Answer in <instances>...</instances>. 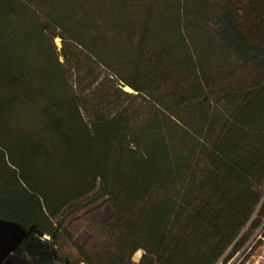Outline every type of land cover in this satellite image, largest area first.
<instances>
[{"label": "trees", "instance_id": "trees-1", "mask_svg": "<svg viewBox=\"0 0 264 264\" xmlns=\"http://www.w3.org/2000/svg\"><path fill=\"white\" fill-rule=\"evenodd\" d=\"M103 200L77 244L67 221ZM0 220L35 264L261 244L264 0H0Z\"/></svg>", "mask_w": 264, "mask_h": 264}, {"label": "rangeland", "instance_id": "rangeland-1", "mask_svg": "<svg viewBox=\"0 0 264 264\" xmlns=\"http://www.w3.org/2000/svg\"><path fill=\"white\" fill-rule=\"evenodd\" d=\"M56 46L58 50L61 48V40L58 38L55 40ZM128 92H132L130 89H125ZM95 213V215L100 220L107 219L112 213V207L107 202V200L100 201L89 208L83 210L82 212L77 213L73 217H71L66 225L73 224L78 230L77 234L75 235V242L79 245H84L90 237L89 231L85 228V224L83 219L86 217L87 213ZM259 234V231L255 234L256 237ZM260 233V237H261ZM258 236V239L260 238ZM160 234L157 233L153 238L152 249L154 250L159 242ZM244 253V254H243ZM139 257L137 258L136 255L133 258L135 263H138L143 255V252L140 251ZM247 257V258H246ZM2 264H7L6 262ZM58 264H65V263H58ZM229 264H264V239L262 240L261 244H257L256 242L252 243V240L248 243V245L243 249L241 253H239Z\"/></svg>", "mask_w": 264, "mask_h": 264}, {"label": "water", "instance_id": "water-1", "mask_svg": "<svg viewBox=\"0 0 264 264\" xmlns=\"http://www.w3.org/2000/svg\"><path fill=\"white\" fill-rule=\"evenodd\" d=\"M29 232L16 223L0 220V264H35L14 254Z\"/></svg>", "mask_w": 264, "mask_h": 264}, {"label": "flooded vegetation", "instance_id": "flooded-vegetation-1", "mask_svg": "<svg viewBox=\"0 0 264 264\" xmlns=\"http://www.w3.org/2000/svg\"><path fill=\"white\" fill-rule=\"evenodd\" d=\"M65 264H69L68 262H65Z\"/></svg>", "mask_w": 264, "mask_h": 264}]
</instances>
